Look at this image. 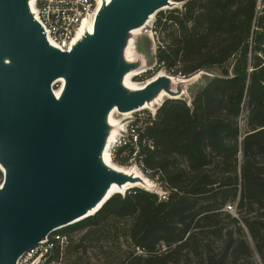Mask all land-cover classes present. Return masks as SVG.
<instances>
[{"label": "trees", "instance_id": "16d2710c", "mask_svg": "<svg viewBox=\"0 0 264 264\" xmlns=\"http://www.w3.org/2000/svg\"><path fill=\"white\" fill-rule=\"evenodd\" d=\"M173 1L183 10L156 20L155 68L141 79L161 71L184 79L199 72L216 76L191 106L166 100L146 128L154 148L141 147L143 165L167 200L134 188L65 233L83 232L81 241L100 251L104 240L118 241L121 234L142 251L124 260L112 249L107 264H253L255 253L264 264V4ZM127 160L117 156L114 162L125 167ZM228 205L238 218L225 210Z\"/></svg>", "mask_w": 264, "mask_h": 264}, {"label": "water", "instance_id": "95a60500", "mask_svg": "<svg viewBox=\"0 0 264 264\" xmlns=\"http://www.w3.org/2000/svg\"><path fill=\"white\" fill-rule=\"evenodd\" d=\"M29 1L0 0V264H17L54 231L91 217L111 185L136 181L102 161L113 109L131 113L162 91L180 94L162 72L138 91L123 86L138 68L125 58L132 31L171 0H110L71 52L48 44Z\"/></svg>", "mask_w": 264, "mask_h": 264}, {"label": "built area", "instance_id": "2783aa9c", "mask_svg": "<svg viewBox=\"0 0 264 264\" xmlns=\"http://www.w3.org/2000/svg\"><path fill=\"white\" fill-rule=\"evenodd\" d=\"M104 0H30L31 14L42 28L48 44L61 52H71L72 43L83 24L95 21L98 6ZM142 111L130 115L131 119L124 126H118L117 136L110 144L112 161L117 156L126 157L127 165L148 174L143 165L141 147L153 149V142L147 136L146 128L152 124L154 117L141 114ZM6 172L0 164V187L3 185ZM167 200V193L161 195ZM229 213L235 212L233 205L225 208ZM71 240L62 229L54 231L42 240L35 248L22 255L17 264H63L64 251ZM162 246V251H166Z\"/></svg>", "mask_w": 264, "mask_h": 264}, {"label": "rangeland", "instance_id": "374dc122", "mask_svg": "<svg viewBox=\"0 0 264 264\" xmlns=\"http://www.w3.org/2000/svg\"><path fill=\"white\" fill-rule=\"evenodd\" d=\"M172 6L164 8L162 11L158 12L149 26L136 34L130 35V40L133 41V51L135 52V62L138 64L137 69L144 70L141 74H138L137 76L133 77L131 79L132 83L135 85H143L148 83L149 80H142L141 77L145 75L148 71L154 70L155 68V52L158 45V36L155 32V22L161 15H168L169 12L173 10H183V3H178L173 0H171ZM263 0L260 3L259 9L263 8ZM129 43V42H128ZM126 56V55H125ZM162 73H165L164 71H161ZM160 73V72H159ZM215 72H199L192 76L189 79L184 78H178L179 81L172 82L171 83V89L175 92L180 91V94L178 95L177 100H182L187 103L188 106H191L193 97L202 90V88L208 83L210 79L215 77ZM156 77V76H155ZM154 77V78H155ZM153 79V78H152ZM60 84H56L54 86V90L58 91L60 90ZM170 99L169 97H166L163 99V101L156 105L154 109L152 110H144L141 112L143 115H149L151 117L155 116L158 108L161 107V105L166 101ZM245 116L246 112L244 111L241 119H240V125L242 128V133L245 132ZM131 119L130 115L128 117H125L124 115L115 114V120L121 124V126H124L127 122H129ZM118 128V127H117ZM113 164L117 167H123L119 166L116 162L113 161ZM133 171H138L139 174L142 175L144 178V184H142V187H138V189L145 190L147 192L156 194L160 200H163L161 198V194L164 192L162 187H160L157 178H150V173L145 174L144 172H140L137 170L136 164H133L132 166ZM134 189V188H132ZM132 189L127 190L124 194H121L122 196H125L130 193ZM233 217L238 218L239 215L237 213V209L235 212L231 213ZM223 224L225 226H230V223L228 220L223 219ZM122 226V225H121ZM69 227L63 228V232H67ZM83 232H73L69 234L71 243L70 246L64 251V258H63V264H74V262H80V264H107L105 262L106 255L109 251L112 249L120 250L122 259H126V257L132 253L136 252L137 254H141L142 251L135 248L134 244L125 239L121 234L117 236V240L115 241L112 238L108 240H104L101 245H103V250L100 251L96 246L95 243L89 242L88 240L81 241L83 237ZM81 243V247L77 250H74L73 247L78 246ZM253 247V243H250ZM219 244L215 243L214 247L216 248ZM162 247V246H161ZM160 252L162 251V248H160ZM198 261V260H197ZM253 264H261V260L259 256L255 253L254 258L252 260ZM192 263L195 264L196 260L192 259ZM175 264H182V263H175Z\"/></svg>", "mask_w": 264, "mask_h": 264}, {"label": "bare ground", "instance_id": "6f19581e", "mask_svg": "<svg viewBox=\"0 0 264 264\" xmlns=\"http://www.w3.org/2000/svg\"><path fill=\"white\" fill-rule=\"evenodd\" d=\"M110 0H104L102 1L101 4H99L98 6V10H100V8L105 4L108 3ZM154 16L149 17V19L147 20V22L145 23L143 28L137 29L132 31V34H136L137 32H139L140 30L144 29L145 27L147 28L149 26V24L151 23V21L153 20ZM94 29V23L93 22H88L86 21L81 30L79 31L78 35L76 36V38L74 39L72 46H75L77 42H79L80 40L83 39V37L86 34H91L93 32ZM133 41L130 40L127 48L125 50V58L126 61L130 64H136L137 62H135V52L133 51ZM144 70L141 69H136V70H132L128 73H126V75L124 76L123 79V86L130 92H134V91H138L140 89H142L145 84L143 85H135L132 83L131 79L135 76H137L138 74H141ZM172 82H177L179 81L178 78H171L170 79ZM63 80H59L58 83L61 84V88L63 85ZM55 93L58 94L59 92L55 91ZM169 97L170 96L162 91L161 94L159 95V97L155 98L154 100H152L150 103H146L145 106L142 109H139L138 111L135 112H131V113H120L118 112L116 109H113L108 117H107V124L109 126H111V132H110V137L108 139L107 145L105 147V150H103V155H102V161L103 164L107 167L110 168L112 170L115 171H119V172H125L128 175H131L136 181L133 182H129L126 185L120 187L116 184L111 185L109 191L107 192V198H111L112 196L116 195V194H124L127 190L132 189V188H138V187H142V184H144V178L142 177L141 174L138 173V171H133V169H129V168H124V167H117L113 164V161L111 159V155H110V144L112 143V141L116 138L117 136V127L120 126L119 122H117L115 120V114H119V115H124L125 117H128L129 115H132L136 112H140V111H144V110H152L154 109V107L158 104H160L164 98ZM108 199V200H109ZM100 206V205H99ZM97 207L96 209H93L92 211L89 212V215H93L97 210H99L101 207ZM81 221V220H80Z\"/></svg>", "mask_w": 264, "mask_h": 264}]
</instances>
